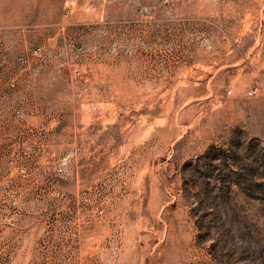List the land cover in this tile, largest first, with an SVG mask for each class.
Here are the masks:
<instances>
[{"label": "rangeland", "instance_id": "1", "mask_svg": "<svg viewBox=\"0 0 264 264\" xmlns=\"http://www.w3.org/2000/svg\"><path fill=\"white\" fill-rule=\"evenodd\" d=\"M6 5L0 264H264V0Z\"/></svg>", "mask_w": 264, "mask_h": 264}, {"label": "bare ground", "instance_id": "2", "mask_svg": "<svg viewBox=\"0 0 264 264\" xmlns=\"http://www.w3.org/2000/svg\"><path fill=\"white\" fill-rule=\"evenodd\" d=\"M7 12L6 0H0V22L7 20Z\"/></svg>", "mask_w": 264, "mask_h": 264}, {"label": "built area", "instance_id": "3", "mask_svg": "<svg viewBox=\"0 0 264 264\" xmlns=\"http://www.w3.org/2000/svg\"><path fill=\"white\" fill-rule=\"evenodd\" d=\"M227 93L229 94V93H230V91L228 90V91H227Z\"/></svg>", "mask_w": 264, "mask_h": 264}]
</instances>
